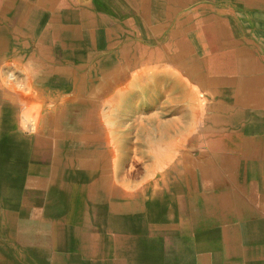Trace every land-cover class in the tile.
Masks as SVG:
<instances>
[{
    "label": "crops",
    "instance_id": "0c3cea01",
    "mask_svg": "<svg viewBox=\"0 0 264 264\" xmlns=\"http://www.w3.org/2000/svg\"><path fill=\"white\" fill-rule=\"evenodd\" d=\"M78 1L0 54V264H264V0Z\"/></svg>",
    "mask_w": 264,
    "mask_h": 264
},
{
    "label": "bare ground",
    "instance_id": "6f19581e",
    "mask_svg": "<svg viewBox=\"0 0 264 264\" xmlns=\"http://www.w3.org/2000/svg\"><path fill=\"white\" fill-rule=\"evenodd\" d=\"M78 4V0H0V37L2 38L0 40V54H8L9 56L18 47H23V49L29 48V42L16 43L13 40L11 41L9 36H29L30 26L38 24V21L48 20L47 24H43L48 26L44 29V33L51 31V29L54 31L68 30L66 27L71 25L69 22L77 12L74 8H77ZM22 58L27 62L29 67V53ZM30 65L33 67V64ZM66 76L69 77L70 74H66ZM4 77L6 78V76ZM81 91L78 88L74 89L73 96L77 97ZM3 125L5 124L3 123ZM0 127L6 130L5 126L0 125ZM51 187L53 188V184L50 185ZM54 187L58 193L62 192L60 190L61 185Z\"/></svg>",
    "mask_w": 264,
    "mask_h": 264
},
{
    "label": "rangeland",
    "instance_id": "374dc122",
    "mask_svg": "<svg viewBox=\"0 0 264 264\" xmlns=\"http://www.w3.org/2000/svg\"><path fill=\"white\" fill-rule=\"evenodd\" d=\"M20 59H22V58H20ZM24 68L25 67H22L21 64H19L17 62L15 63V61L13 59H10V58L5 59L3 62L0 63V71L4 76H6V78H5L6 82L3 83V87H4L5 92L9 93L11 96H21L24 98H26V97L34 98L37 95H39V96L44 95L41 93L40 90H38L35 80L32 79L31 75L27 71H25ZM104 92H105V90H103V93ZM31 111L34 112L35 110H31ZM36 111H38V110H36ZM101 111H102V109H101ZM137 113H138V110H131V114H137ZM131 117H132V115H131ZM134 118L137 119V116H135ZM130 123L135 124V128H137V123H138L137 121H135V122L131 121ZM130 134H131V136L129 137V139H130L131 144H132L133 140L136 138L133 137L132 130H131ZM138 155L139 154H137V153H131V154H129V157H130L129 159L137 161ZM115 156H116V154H115ZM7 174H10V173H5V175H7ZM7 187H10V186H7ZM12 188H17V187L14 186Z\"/></svg>",
    "mask_w": 264,
    "mask_h": 264
}]
</instances>
